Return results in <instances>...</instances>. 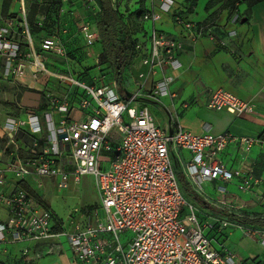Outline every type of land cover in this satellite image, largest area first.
I'll use <instances>...</instances> for the list:
<instances>
[{"label":"built area","instance_id":"built-area-1","mask_svg":"<svg viewBox=\"0 0 264 264\" xmlns=\"http://www.w3.org/2000/svg\"><path fill=\"white\" fill-rule=\"evenodd\" d=\"M69 0H46L50 7ZM150 3L139 17L150 22L146 34L138 39L140 63L148 71L138 74L145 79L156 68L168 66L178 70L182 63L176 54L181 44L154 27L161 14L186 30L192 38L201 35L219 45L212 23L197 25L174 11V0H145ZM21 9L20 30L13 31L14 20L8 18L0 26V81H15L24 76L27 69L36 78L47 72L44 58L68 59L67 50L55 36L39 40L40 53L26 49L21 38L29 40V29ZM234 12L233 21L239 17ZM79 30L87 45L97 39V32L89 21H82ZM228 30V36L235 35ZM43 54V55H42ZM71 84L81 88L75 105L85 111L81 120L70 118L73 104L67 98L51 96L49 106L39 115L26 113V119L7 116L2 130L13 147L5 155L0 152V206L7 210V217L0 221V242H40L64 234L79 264H236V255L220 250L213 244L210 231L221 230L225 220L201 222L196 205L182 192L171 161L173 148L191 153L186 163V173L195 192L202 191V182L221 180L230 182L239 178L238 188L249 190L264 184V175L254 176L238 169H227L219 154L229 142L238 143L247 154L256 141L248 136H235L229 132L213 133L205 130L199 134L177 127L166 132L154 122L146 106L136 104L139 89L122 96L111 84L87 85L69 78ZM173 75H162L153 82L149 95L159 98L170 95L168 86ZM206 107L241 115L252 108L247 101L232 93L216 88L208 96ZM58 114L54 118V113ZM121 133L117 143L114 132ZM21 136L27 141L21 142ZM264 147V143L262 144ZM89 174L94 178L99 194L101 220L97 207L91 211V221L74 208L68 214L67 224L22 186L30 179L39 186L41 178L53 181L56 189H67ZM11 186L8 189V186ZM219 193H225L222 184ZM220 203V201H219ZM245 236L258 235L264 247V231L232 222ZM69 226V228H67ZM126 237L122 242L121 238ZM26 250H23V254ZM28 261L24 260L23 264Z\"/></svg>","mask_w":264,"mask_h":264},{"label":"crops","instance_id":"crops-1","mask_svg":"<svg viewBox=\"0 0 264 264\" xmlns=\"http://www.w3.org/2000/svg\"><path fill=\"white\" fill-rule=\"evenodd\" d=\"M34 1L46 3V0H0V26L4 25L8 18H12L13 31L20 33L18 24L22 19L21 9L23 8L29 29V40L21 34L18 36L27 50L36 52L34 30H31L30 19L31 24L38 26H42L45 20V23L50 25V32L44 34L40 28L35 33L38 36V45L41 38L53 35L62 42L66 50L71 41L83 44L80 48L81 53L90 54L95 57V61L97 60L101 50L100 44L98 46L95 41L87 45L79 25L84 20L89 21L97 32L94 16L102 14L100 0H69L59 4L58 9L48 7L47 16L39 12L34 13V10L28 14ZM107 3L117 11L146 10L150 7V3L145 0H108ZM231 4L227 0H174L176 13L196 24L212 23L215 36L223 40L224 45L208 39L206 35L192 38L190 30L173 23L168 16L171 31H160L180 42L181 48L176 56L182 66L175 71L170 70L168 66L156 68L155 72L145 79V85L139 87L137 83L142 79L138 74L139 72L147 73L148 69L140 63L139 58H136L132 65L134 75L129 81L133 84L134 91H125L123 86H117L116 83L111 85L116 86L122 96L139 89L140 95L136 104L146 106L155 124L166 132H172L179 126L194 134L208 130L216 134L229 132L235 136L254 138L256 141L247 154H243L238 143L229 142L219 154V158L227 169H238L241 172L259 176L264 175V147L262 146L264 141L260 137L264 131V0L250 6L237 3L235 7L238 8L240 15L234 21L233 18L229 19ZM143 25L148 29L152 27L150 22H144ZM228 30H234L235 35L228 36ZM136 37L142 38L139 33ZM53 59L47 58L49 63ZM47 72L50 70L47 69ZM170 74L173 75V80L168 86L170 95L156 99L145 96L146 93L142 90L149 93L153 82L162 75ZM7 86H21L34 90V77L27 69L24 76L15 81L1 80L0 98L6 95L3 92ZM216 88H222L249 102L252 106L251 110L236 116L223 110L206 107L209 94ZM28 100L23 106L24 110L18 111L15 117L23 112H34V96L29 97ZM68 100L73 104L69 113L70 118L83 119L85 111L76 107L75 102L73 103L76 99ZM7 116L14 115L6 114L4 119ZM57 117L58 114L55 112L54 118ZM0 132L4 133L2 124H0ZM3 150L4 148L0 149V152ZM190 158L189 151L173 148L171 161L183 194L195 203L197 216L201 222L219 219L228 222V225L221 230L210 231V236L217 241L220 250H229L236 255V264H264V247L260 237L245 236L240 233L239 228L232 225L233 219L237 217L239 219L264 217V184L249 190H239L237 188L239 178H234L230 182L219 179L208 180L202 182V191L195 192L194 185L186 173V163ZM219 184L224 185L225 193L217 191ZM10 187L9 185L8 189ZM1 189H3L2 186H0ZM6 217L7 210L0 206V221ZM23 250H26L24 254ZM60 254H65L67 264H79L73 261L69 245L61 242L59 237L40 242L8 240L0 242V264H23L24 260L28 261L27 264H52V262H58Z\"/></svg>","mask_w":264,"mask_h":264},{"label":"rangeland","instance_id":"rangeland-1","mask_svg":"<svg viewBox=\"0 0 264 264\" xmlns=\"http://www.w3.org/2000/svg\"><path fill=\"white\" fill-rule=\"evenodd\" d=\"M33 10L34 13L39 12L47 16L46 3L34 1V5H31L30 13L28 12V14H31ZM167 17L168 15L162 13L161 19L154 24L155 28L163 30L164 32L171 31V25ZM30 27H34V48L37 53H41L37 41L38 36L35 34L40 28L37 24H30ZM42 30L44 34L50 32V25H47L45 20ZM97 45L99 46V43ZM82 47L83 44L71 41L67 49L68 59L52 57L54 59L49 63L47 58L46 60L44 58L45 67L50 70L51 73L42 72L38 74L37 77L34 78V90L25 89L21 86H7L4 89L5 92H3L6 95L0 98V124L3 123L6 114L15 116L18 114V111L24 110L22 100L25 93H27L26 102L29 101V97L34 96V111L38 112L39 115H42L41 112L46 109L45 107L47 105L49 106L48 98L51 96H57L58 98L65 97L70 100L79 97L81 88L71 84L68 79L69 76L87 85L93 86L116 83L111 68L107 64H100L97 60L95 61V57L90 56V54L85 52L81 53L82 51L80 48ZM132 65L133 62L126 67L125 74H123L121 79V84L125 91H134L133 84L129 82L134 75ZM16 87L18 88L16 89ZM142 92L146 93L145 96H150L146 90H142ZM154 113L156 117V111ZM26 117V113L24 112L19 114V118L23 120H25ZM120 135L121 133L119 131L114 132V143H117ZM21 141H27V138L21 136ZM12 147L13 146L8 143V137L0 132V149H5V155L10 152ZM39 182L41 185L38 186L36 182L33 183V181H30L29 188H31V191L29 192L35 199L48 207L55 214L56 218L63 219L64 222H66L65 225L67 224L68 214L72 212L74 208L79 209L83 213L85 220L91 221V211L97 207L98 217L101 220L102 211L99 207V194L95 186L94 178L91 175H83L77 184H71L67 189L62 190L56 189L53 181L48 178H41ZM67 228H69V226H67ZM240 233L243 234L241 230ZM59 239L61 242L68 245L67 237L64 234H60ZM125 239L126 237L122 236L121 241L124 242ZM213 244L218 247L215 239L213 240ZM49 256L52 257L51 255ZM52 264H67L65 254L58 255V262H52Z\"/></svg>","mask_w":264,"mask_h":264},{"label":"trees","instance_id":"trees-1","mask_svg":"<svg viewBox=\"0 0 264 264\" xmlns=\"http://www.w3.org/2000/svg\"><path fill=\"white\" fill-rule=\"evenodd\" d=\"M107 1L108 0H100L102 14L94 16L97 26L96 42H98L101 46V50L97 56V61L100 64H107L113 72L114 80L117 86H122L121 79L126 67L130 65L136 58H139V51L135 48V44L138 40L136 34L139 33L141 37L142 35L144 36L147 31V28H145L143 22L139 20L140 14L144 10L117 11L115 8L112 9L111 6L108 5ZM227 1L230 4L232 3L230 5V19L234 12H238V8L235 7L237 3H245L250 6L260 0ZM46 5L47 8H51L47 3ZM31 22L32 21L30 19V24ZM38 27L42 28L43 25ZM31 30L34 29L31 28ZM260 137L264 141V131ZM22 186L31 191L29 185L23 183ZM233 220L241 225L264 230V217L262 216L242 219L237 217Z\"/></svg>","mask_w":264,"mask_h":264},{"label":"water","instance_id":"water-1","mask_svg":"<svg viewBox=\"0 0 264 264\" xmlns=\"http://www.w3.org/2000/svg\"><path fill=\"white\" fill-rule=\"evenodd\" d=\"M26 101H27V97H26V94H24L23 100H22V106L26 105Z\"/></svg>","mask_w":264,"mask_h":264},{"label":"bare ground","instance_id":"bare-ground-1","mask_svg":"<svg viewBox=\"0 0 264 264\" xmlns=\"http://www.w3.org/2000/svg\"><path fill=\"white\" fill-rule=\"evenodd\" d=\"M137 70V69H136ZM135 71V70H134ZM140 73V72H139Z\"/></svg>","mask_w":264,"mask_h":264}]
</instances>
